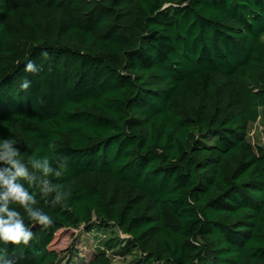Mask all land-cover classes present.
<instances>
[{
	"label": "trees",
	"instance_id": "obj_1",
	"mask_svg": "<svg viewBox=\"0 0 264 264\" xmlns=\"http://www.w3.org/2000/svg\"><path fill=\"white\" fill-rule=\"evenodd\" d=\"M263 37L264 0H0V137L68 159L18 264L83 260L81 226L84 264H264Z\"/></svg>",
	"mask_w": 264,
	"mask_h": 264
},
{
	"label": "clouds",
	"instance_id": "obj_2",
	"mask_svg": "<svg viewBox=\"0 0 264 264\" xmlns=\"http://www.w3.org/2000/svg\"><path fill=\"white\" fill-rule=\"evenodd\" d=\"M25 70L36 72L38 69L34 62H29ZM20 87L28 90L31 81L25 78ZM17 144L14 136L0 137V264H18V260L9 253V247L29 246L35 238L33 228L39 225L41 230H46L54 225L49 212L37 206L39 201L32 187H38L44 196H51L48 203L53 206L61 203L65 195L48 177L61 176L68 168L67 157L33 156L25 162L20 157ZM49 148L55 152V143L49 144ZM11 205L22 208L32 224L26 223L24 214Z\"/></svg>",
	"mask_w": 264,
	"mask_h": 264
},
{
	"label": "rangeland",
	"instance_id": "obj_3",
	"mask_svg": "<svg viewBox=\"0 0 264 264\" xmlns=\"http://www.w3.org/2000/svg\"><path fill=\"white\" fill-rule=\"evenodd\" d=\"M264 39V37H263ZM249 140L253 145L264 147V115H261L257 122H253L249 126ZM102 231H87L84 226H81L77 230H65L58 238L56 246L58 249H65L66 247L72 246V250L78 253L83 260H79L76 264H84V261H88L97 251V247L100 245L98 243V237L104 234L98 233ZM101 234V235H100ZM121 236H126L125 234H120ZM98 236V237H97ZM64 261L61 264H68L69 261L68 254L64 256ZM75 259V258H74ZM131 257L127 258L118 257L115 258L114 264H125L130 261ZM126 261V262H125ZM125 262V263H124Z\"/></svg>",
	"mask_w": 264,
	"mask_h": 264
}]
</instances>
